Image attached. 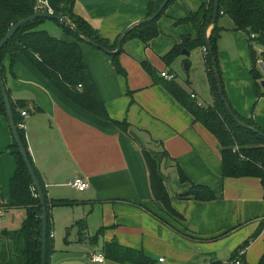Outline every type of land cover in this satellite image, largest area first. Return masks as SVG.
I'll return each mask as SVG.
<instances>
[{"label": "crops", "instance_id": "1", "mask_svg": "<svg viewBox=\"0 0 264 264\" xmlns=\"http://www.w3.org/2000/svg\"><path fill=\"white\" fill-rule=\"evenodd\" d=\"M179 2L182 9L172 6L164 15L173 25L174 20L197 11L208 0ZM74 13L112 47L127 28L145 20L147 0H74ZM231 25L230 22L229 29L217 25L221 29L217 41L218 66L224 55L218 54L221 35L227 30L236 32ZM174 27L182 28L181 39L165 44L162 55L189 33L186 26ZM54 32L60 34L62 41L74 42L60 26L56 25ZM159 37L166 36L160 31ZM149 47L144 45L145 49ZM80 49L109 118L126 122L129 125L126 132L76 105L22 54L15 53L13 62L9 54L2 60L3 80L10 100L25 104L22 110L27 112L22 120L25 140L46 196L50 201L68 202L51 207V224L63 216L75 227L78 222H84L85 232L89 225L96 224L102 230L104 242L115 241L155 261L164 258L165 264H215L214 254L220 247H227L233 253L264 219V188L260 180L224 179L216 138L161 86L153 85L146 73L149 80L143 79L141 84L124 82L115 74L106 53L86 44H80ZM201 50L204 55V49ZM162 63L160 70L150 64L159 77L161 72L166 73V65ZM221 64L225 78L239 73L237 66L231 70L226 61ZM244 77L237 81L246 80L248 84L250 78ZM185 91L192 93L201 106L213 103L211 92L210 102L202 105L194 89ZM246 96L247 114L254 99L249 92ZM228 101L233 107L230 98ZM233 109L240 115L239 110ZM244 116L241 117L251 118L264 131V101L258 100L252 117ZM12 144L8 122L0 115V236L4 231L18 230L25 218L24 209L8 207L9 183L16 170L14 158L6 152ZM161 150L166 151L169 160L159 155ZM142 151H148L159 165L171 205L184 218L178 224L166 216L160 203L152 200ZM176 164L192 184L208 187L216 200L195 199L193 191L190 192L191 184L179 182ZM75 178L88 181L89 188L78 192L70 187L69 182ZM188 193L191 195L187 196ZM66 209L73 210L70 214L63 212ZM263 232L264 229L259 237ZM253 243L245 250L244 264Z\"/></svg>", "mask_w": 264, "mask_h": 264}, {"label": "trees", "instance_id": "2", "mask_svg": "<svg viewBox=\"0 0 264 264\" xmlns=\"http://www.w3.org/2000/svg\"><path fill=\"white\" fill-rule=\"evenodd\" d=\"M163 1L164 0H147L148 14L145 19L152 18L157 14ZM173 1L174 0H171L153 20L130 29L125 34L121 47L125 40L137 39L147 46L153 39L157 38L160 35V31L157 28L156 22L162 15H164L165 11ZM48 2L53 10V14L55 16L66 17L70 25L66 26L61 25L56 21L52 22L60 26L63 33L72 37L74 42H64L61 39L52 37L46 30H40L38 27L46 21L44 19L31 21L23 26L0 51V73L2 77V60L5 55L9 54L12 57L13 62L14 54L20 53L60 92L80 108L91 113L102 121L111 122L119 130L126 132L129 128V125L126 122H118L109 118L104 104L99 98L88 68L84 64L80 49V44H86L85 41H90L93 44L114 51L118 40L114 46L109 47L107 42L98 36L96 30H94L80 16L74 13V0H48ZM213 4L214 0H208L207 4L201 6L197 11L190 12L183 19L174 20L175 26H186L189 29V33L185 35L180 44L175 45L171 51L162 58V61L166 66H169L177 57L181 56L183 50L189 53L195 48L206 49V43L208 40L212 48L213 57L216 61L223 96L225 97L232 113L242 124L264 134V131L258 128L251 118L241 117L233 109L226 97L217 58V41L221 29L215 24V26L212 27L208 38H206V31L211 26ZM35 6L36 0H0V41L13 25L36 14L34 10ZM220 16H227L232 22L233 30L236 32H242L247 36V49L251 62L249 73L253 79L256 80L258 75L255 73V68L259 66L257 63L259 56L255 52L254 46L264 48V0H219L218 18ZM71 26L76 29L77 32H75ZM252 35L254 38H251ZM117 55L111 56L113 59L112 64L114 70L118 75L125 78V72L122 70L116 59ZM203 56L209 69L210 92L213 97L212 105L207 107L199 105L196 99L191 98V95L193 94L186 92L175 81V78L168 81L159 77L157 71L147 62L141 63V67L150 77L153 85L161 86L194 118L195 122L201 124L216 138L221 160V174L224 179L256 178L260 180L261 185L264 188V138H262L259 133L252 132L241 125H237L227 112L218 93L211 57L207 52H204ZM261 58L263 66L259 67L262 69L264 68V54H261ZM183 59L184 62L187 61L185 56ZM78 86H81V88L79 89ZM10 105L17 128L19 123L23 120L20 112L25 108V104L21 102L13 103L10 100ZM0 115L6 118L5 107L1 97ZM228 125L233 126L232 130L229 129ZM17 131L22 145L32 163L24 131L19 128H17ZM248 141L254 143H250V145L257 146H248V148L244 149L243 146L245 143L247 144ZM235 147H240L241 149L239 148L238 152H235ZM6 152L10 153L16 162V170L9 183L10 204L8 207L24 209L25 218L18 230L2 232L0 236V264H40L42 245L41 208L39 200L36 197L35 190H33L31 178L14 141L12 146L7 148ZM159 155L164 159H170L165 150H161ZM142 156L148 172V182L152 200L160 203L166 216L176 221H183V216L171 205L165 187V179L159 174L158 163L148 151H142ZM175 168L179 182L190 183V192H197V194L194 195L195 199L202 202L216 200L215 194L208 187L192 184L180 166L176 164ZM34 170L46 197L48 218L46 264H48V256L52 251V239L50 238L52 231L50 209L53 206L68 204V202L48 200L44 184L42 183L37 170L35 168ZM190 195V193L187 194V196ZM179 197L183 198L186 197V195H180ZM77 229L78 242H82L85 239L90 243L95 242L97 236L94 238H85L84 222H78ZM263 229L264 223L261 222V226L257 227L253 235L233 251L232 258L234 259L237 257L238 250H245L253 240L258 238ZM99 233L101 234L102 230H99L97 235ZM101 251L105 255L106 260L118 264H157L155 260L147 257L143 252L124 247L115 241L104 242ZM242 261H244V255L242 256ZM259 264H264L263 260Z\"/></svg>", "mask_w": 264, "mask_h": 264}, {"label": "rangeland", "instance_id": "3", "mask_svg": "<svg viewBox=\"0 0 264 264\" xmlns=\"http://www.w3.org/2000/svg\"><path fill=\"white\" fill-rule=\"evenodd\" d=\"M199 1L200 0H197V2ZM180 5L181 4L179 0H174L167 8L164 15L168 13L167 11L170 10L172 6L182 9ZM164 15L158 19L156 25L158 30L164 33L166 37H157L158 40H156V38L155 40L153 39L149 43L150 47L148 49H145L144 44L137 39L125 40L123 43L121 52L116 56V59L122 70L125 72V79L120 75L118 76L114 71L118 78H120L122 81H127L129 83L131 82L132 84H141L143 79L149 80L148 76L141 67V63L147 62L160 70L161 67H163L161 65L162 58L166 55V53L164 55L161 54L165 44H169V42L174 40L177 42L180 41L182 28L174 27L173 23L169 19L165 18ZM229 20L230 19L227 16H220L217 21V25L219 27H225L226 29H229L231 22ZM55 27L56 24L54 22L46 20L38 28L40 30H46L52 37L59 39L60 34L54 32ZM254 50L259 56L261 49L257 46H254ZM220 52L225 55H223L220 60L222 62L226 61V66L231 67V70H234L235 66H237L239 73H241H232L233 75H231L229 78H225L221 72L222 64L220 61L219 67L221 77L224 80V91L226 92L228 99L230 98L233 107L240 111L239 113L241 116L245 115L244 117H252L258 105V100L260 102L264 101V87L261 86V83L264 82V71L259 66L255 68V73L258 75L256 80H254L249 73L251 69V62L247 49V36L242 32H232L230 30L225 31L221 35V40L219 42L218 54ZM106 57L110 60V64L113 68L112 57L110 55H107ZM183 58L184 56L181 54V56L177 57L169 66H165L166 73H171L170 75H172L173 78H175V81L185 90L189 91L191 88L194 89L198 95L199 103L202 105H207L206 103H209L211 99L209 84L210 74L202 50L198 48L192 49L188 56L185 57L187 58V61L184 63L182 61ZM185 64L189 66L188 69H185ZM244 75L250 78L248 79L250 80L248 82L249 85L247 84L246 80H242L240 83L237 81L238 79H243ZM103 81L104 79H100V82ZM188 81H190L189 86ZM244 81L246 83H244ZM248 92L251 93L254 100L248 106L246 114V95ZM228 127L230 130L233 128L231 125H228ZM250 143L254 144L248 141L247 144L245 143L243 148L246 149L248 146H257L250 145ZM239 148L235 147L234 151L238 152ZM66 210L67 211L63 212H69L71 214L73 209ZM172 220L176 221L174 219ZM260 222L264 223V219ZM175 223L178 224L179 222L176 221ZM259 226H261V223H259L258 227ZM98 231L99 226H96V224L89 225L87 231L84 232V236L85 238H94L97 236L95 242L90 243L87 239L83 240L82 242H78V229L75 227V224L69 222L66 216L61 217L59 221H55V224L53 223L52 225V251L48 256V264H92L87 258V255L101 251L105 241L102 234L99 233L97 235ZM253 241L254 243L246 252V264H259L262 260L264 262V232L260 237ZM245 250H238L237 255H239V251H244L245 253ZM231 253L232 252L227 247H220L214 256L217 259V263H225L228 261H233ZM207 263L208 262H203L200 264ZM103 264L118 263L106 260Z\"/></svg>", "mask_w": 264, "mask_h": 264}, {"label": "water", "instance_id": "4", "mask_svg": "<svg viewBox=\"0 0 264 264\" xmlns=\"http://www.w3.org/2000/svg\"><path fill=\"white\" fill-rule=\"evenodd\" d=\"M171 0H164L160 6L159 11L157 12V14H155L152 18H147L145 20H142L141 22H138L137 24L133 25L132 27L127 28L119 37L118 42H117V46L116 49L114 51H110L106 48H103L99 45L93 44L90 41H85L87 45L96 48L98 50H101L102 52L106 53L107 55L113 56V55H117L120 53V49H121V44L123 41V38L125 36V34L132 29L133 27L143 24L145 22H149L151 20H153L158 14L159 12H161L166 5L170 2ZM218 10H219V0H214V4H213V14H212V20H211V26H210V30L212 29L213 26H215L216 22H217V18H218ZM37 19H44V20H49V21H56L58 23H60L61 25H66L69 26L70 23L68 21V19L66 17H61V16H55L54 14H44V13H36L33 16L26 18L24 20L19 21L18 23H16L15 25H13L11 27V29L6 33V35L4 36V38L0 41V51L3 49L4 45L12 39V37L23 27L25 26L27 23L37 20ZM71 28L75 31L76 29H74L72 26ZM206 31V38H208V31L210 32V30ZM206 52L210 55L211 57V63H212V67H213V73L216 79V84H217V88H218V93L219 96L221 98V101L224 104L225 109L227 110V112L230 114V116L233 118V120L237 123V125H241L244 128L255 132V133H259L257 130L250 128L244 124H242L239 119L232 113L225 97L223 96V90H222V86H221V82H220V78H219V74H218V69L216 66V61L215 58L213 57V52H212V48L207 40L206 43ZM183 56H188V52L183 50L181 53ZM260 67H262V65H260ZM185 69H188V65L185 64ZM262 70L264 71V68H262ZM261 86L264 87V82L261 83ZM0 97L3 101L4 107H5V113H6V118H7V122H8V126L10 128L11 134H12V138L13 141L15 142V144L18 147V151L19 154L22 157V160L25 164V167L27 169V172L31 178V182H32V187L33 190H35L36 192V197L39 200V204H40V208H41V245H42V250H41V263L40 264H46V236H47V207H46V197L45 194L43 192V189L37 179V176L35 174V170L34 167L32 166V163L28 157V154L24 148V146L22 145V142L20 140V137L18 135V131L14 122V118H13V113H12V109H11V105H10V98L3 80V77L0 73ZM259 135L264 138V134L259 133ZM193 194H197L196 191H193Z\"/></svg>", "mask_w": 264, "mask_h": 264}, {"label": "built area", "instance_id": "5", "mask_svg": "<svg viewBox=\"0 0 264 264\" xmlns=\"http://www.w3.org/2000/svg\"><path fill=\"white\" fill-rule=\"evenodd\" d=\"M35 12L36 13H44V14H53V10L49 5L48 0H36V6H35ZM251 38H254V36L252 35ZM261 52L259 54V58H258V65H262L263 66V61L261 58V54H264V48H260ZM204 52L206 53V49H204ZM160 77L164 78L165 80H172L173 76L170 74H167L165 72H161L160 73ZM78 88L80 89L81 86H78ZM191 98L194 99V95H191ZM21 117H26L27 112L26 110L21 111L20 112ZM17 128L24 130V123L21 122L19 123V125L17 126ZM69 186L72 187L73 189H75L78 192H84L89 188V183L88 181H86L83 178H75L74 180H72L71 182H69ZM50 238H52V234H50ZM244 254V251H239V255H237L236 258L233 259V261H228L225 263H220V264H243L242 258L241 256ZM87 258L89 259V261L92 264H103L106 261L105 255L103 254L102 251H99L98 253H90L87 255ZM157 264H165V260L164 258H159L158 260H156ZM212 264V263H210Z\"/></svg>", "mask_w": 264, "mask_h": 264}]
</instances>
